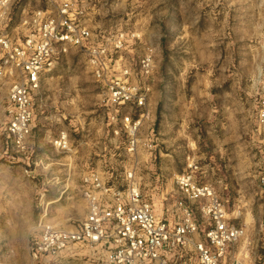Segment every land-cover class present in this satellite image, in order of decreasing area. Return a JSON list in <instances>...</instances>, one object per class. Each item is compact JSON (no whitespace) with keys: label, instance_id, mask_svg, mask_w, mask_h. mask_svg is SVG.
<instances>
[{"label":"rangeland","instance_id":"374dc122","mask_svg":"<svg viewBox=\"0 0 264 264\" xmlns=\"http://www.w3.org/2000/svg\"><path fill=\"white\" fill-rule=\"evenodd\" d=\"M0 33L21 40L44 0H1ZM80 4V2L78 3ZM84 20L103 44L122 34L115 69L146 83V116L135 153L107 125L103 90L83 51L70 47L35 93L36 117L23 149L6 138L8 93L0 79V264H33L39 224L62 229L85 215L79 179L96 171L120 187L134 173L160 215L175 199L186 158L257 239L264 217V144L255 130L264 83V0H83ZM146 77L139 62L149 53ZM61 134L66 148L54 145ZM152 139L153 146L146 143ZM261 233H264L262 231ZM88 249L47 264H103Z\"/></svg>","mask_w":264,"mask_h":264},{"label":"built area","instance_id":"2783aa9c","mask_svg":"<svg viewBox=\"0 0 264 264\" xmlns=\"http://www.w3.org/2000/svg\"><path fill=\"white\" fill-rule=\"evenodd\" d=\"M80 2V4H78ZM83 0H44L24 23L26 33L15 41L0 33V79L13 78L8 93L4 133L23 149L36 117L35 93L57 60L70 47L83 51L96 82L103 90L107 125L114 136H123L129 154L137 151L146 116L149 86L129 81L128 71L115 69L114 56L123 35L99 41L100 33L84 20ZM3 4L0 0V9ZM152 57L145 54L140 72L146 77ZM261 91L264 92V83ZM255 130L264 144V94L256 100ZM149 139L147 147L153 146ZM54 145L66 148L61 134ZM186 168L175 176V199L161 200L158 215L153 202L140 190L134 173L124 174L120 187L96 171L79 179L85 205L82 221L71 229L40 223L29 244L33 264H47L62 255L88 249L103 264H264V217L253 242L240 210L229 211L227 202L209 183L198 180V165L186 158ZM264 190V176L260 178Z\"/></svg>","mask_w":264,"mask_h":264},{"label":"crops","instance_id":"0c3cea01","mask_svg":"<svg viewBox=\"0 0 264 264\" xmlns=\"http://www.w3.org/2000/svg\"><path fill=\"white\" fill-rule=\"evenodd\" d=\"M43 83H44V81L41 83V86H40V88L42 87ZM36 109H37V105H36ZM36 113H37V112H36Z\"/></svg>","mask_w":264,"mask_h":264}]
</instances>
